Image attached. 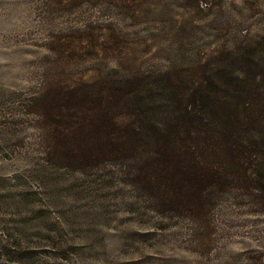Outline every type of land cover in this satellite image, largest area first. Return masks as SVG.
Instances as JSON below:
<instances>
[{"label": "rangeland", "instance_id": "1", "mask_svg": "<svg viewBox=\"0 0 264 264\" xmlns=\"http://www.w3.org/2000/svg\"><path fill=\"white\" fill-rule=\"evenodd\" d=\"M262 37L264 0H0V264H264L259 197L236 186L199 218L168 212L142 179L153 129L90 167L55 151L101 94H127L117 123L163 128L193 86L253 93Z\"/></svg>", "mask_w": 264, "mask_h": 264}, {"label": "trees", "instance_id": "2", "mask_svg": "<svg viewBox=\"0 0 264 264\" xmlns=\"http://www.w3.org/2000/svg\"><path fill=\"white\" fill-rule=\"evenodd\" d=\"M257 44L259 49L249 48L253 55L247 53L244 62L254 66L253 74L243 79L245 87L256 88L253 93L238 89L233 80L230 90L217 92L206 91L205 83L193 86L191 94L178 98L181 118L172 114L163 128H152L139 120L117 123V110L128 102L127 94H101L96 102L98 110L81 112L74 136L70 133L73 137L58 132L55 151L57 157L62 153L66 157L61 156L59 162L66 168L90 167L127 157L131 139L139 141L143 133L150 134L153 129L156 133L152 134L158 133L161 139L156 151L142 162V179L167 199L168 212H187L199 218L209 211V203L229 190L233 192L236 186L237 192L259 197L264 207V92L257 91L258 86L264 88V37ZM47 99L51 101L47 107L43 104L42 111L52 120L57 97ZM109 104L117 110H109ZM142 114L134 113L137 119ZM84 149L88 152L85 162L79 153Z\"/></svg>", "mask_w": 264, "mask_h": 264}]
</instances>
